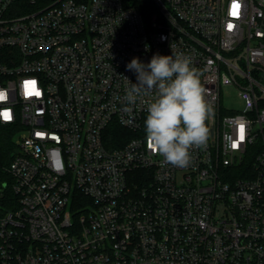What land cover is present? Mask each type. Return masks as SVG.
<instances>
[{
  "label": "built area",
  "instance_id": "1",
  "mask_svg": "<svg viewBox=\"0 0 264 264\" xmlns=\"http://www.w3.org/2000/svg\"><path fill=\"white\" fill-rule=\"evenodd\" d=\"M147 1L0 0V264H264V0ZM171 44L215 107L185 168L123 99Z\"/></svg>",
  "mask_w": 264,
  "mask_h": 264
},
{
  "label": "clouds",
  "instance_id": "2",
  "mask_svg": "<svg viewBox=\"0 0 264 264\" xmlns=\"http://www.w3.org/2000/svg\"><path fill=\"white\" fill-rule=\"evenodd\" d=\"M170 48L171 55L156 53L147 64L134 57L126 65L136 74L137 83L124 77L123 99L134 105L144 96L152 97L144 122L147 145L163 158L161 167L185 168L192 164L194 149L207 147L215 107L206 98L209 91L202 83L203 71L194 66L190 55L175 51L173 44Z\"/></svg>",
  "mask_w": 264,
  "mask_h": 264
},
{
  "label": "trees",
  "instance_id": "3",
  "mask_svg": "<svg viewBox=\"0 0 264 264\" xmlns=\"http://www.w3.org/2000/svg\"><path fill=\"white\" fill-rule=\"evenodd\" d=\"M143 3H145V4L144 5L142 4V7L143 6L144 7H147L146 5H148V1L147 0H143ZM140 9H141V7H140ZM114 133H116V132H114ZM118 133L122 134L124 132H122V130H119ZM84 201H86V200H84V198H82L81 196H79L78 202L76 204L74 203V208H77L79 205H82L84 203Z\"/></svg>",
  "mask_w": 264,
  "mask_h": 264
},
{
  "label": "rangeland",
  "instance_id": "4",
  "mask_svg": "<svg viewBox=\"0 0 264 264\" xmlns=\"http://www.w3.org/2000/svg\"><path fill=\"white\" fill-rule=\"evenodd\" d=\"M232 97H233V95L231 94V93H229V92H227V93H224V102H225V104H228V103H230L232 100Z\"/></svg>",
  "mask_w": 264,
  "mask_h": 264
},
{
  "label": "snow or ice",
  "instance_id": "5",
  "mask_svg": "<svg viewBox=\"0 0 264 264\" xmlns=\"http://www.w3.org/2000/svg\"><path fill=\"white\" fill-rule=\"evenodd\" d=\"M0 98H2V94H0ZM243 126H241V128H242Z\"/></svg>",
  "mask_w": 264,
  "mask_h": 264
}]
</instances>
